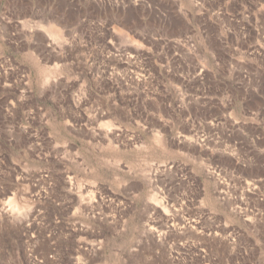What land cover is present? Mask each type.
<instances>
[{
	"label": "rangeland",
	"instance_id": "obj_1",
	"mask_svg": "<svg viewBox=\"0 0 264 264\" xmlns=\"http://www.w3.org/2000/svg\"><path fill=\"white\" fill-rule=\"evenodd\" d=\"M0 264H264V0H0Z\"/></svg>",
	"mask_w": 264,
	"mask_h": 264
},
{
	"label": "bare ground",
	"instance_id": "obj_2",
	"mask_svg": "<svg viewBox=\"0 0 264 264\" xmlns=\"http://www.w3.org/2000/svg\"><path fill=\"white\" fill-rule=\"evenodd\" d=\"M54 36H55V34H54Z\"/></svg>",
	"mask_w": 264,
	"mask_h": 264
}]
</instances>
